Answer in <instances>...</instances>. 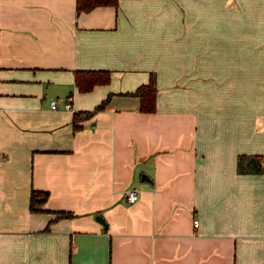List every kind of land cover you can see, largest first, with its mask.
Wrapping results in <instances>:
<instances>
[{
    "label": "crops",
    "instance_id": "0c3cea01",
    "mask_svg": "<svg viewBox=\"0 0 264 264\" xmlns=\"http://www.w3.org/2000/svg\"><path fill=\"white\" fill-rule=\"evenodd\" d=\"M263 157L264 0H0V264H264Z\"/></svg>",
    "mask_w": 264,
    "mask_h": 264
},
{
    "label": "trees",
    "instance_id": "16d2710c",
    "mask_svg": "<svg viewBox=\"0 0 264 264\" xmlns=\"http://www.w3.org/2000/svg\"><path fill=\"white\" fill-rule=\"evenodd\" d=\"M117 0H75L76 11H88L97 5H116ZM110 80V72L105 69H78L74 73V83L79 91H88L92 89L95 84L108 83ZM129 94L136 95L139 99V108L142 111H152L155 108L156 98V86L153 77H150L149 81L142 83L135 88V90L129 92ZM110 94L97 103L93 109L78 111L74 113L73 125L78 126L77 121L86 118L93 114L96 110L105 107L109 101ZM253 168L258 166V159L254 158L251 161ZM258 169V167H257ZM48 196V191L31 189L29 195V209L36 211L40 210L41 205L45 202ZM60 215H72V212L61 211Z\"/></svg>",
    "mask_w": 264,
    "mask_h": 264
},
{
    "label": "built area",
    "instance_id": "2783aa9c",
    "mask_svg": "<svg viewBox=\"0 0 264 264\" xmlns=\"http://www.w3.org/2000/svg\"><path fill=\"white\" fill-rule=\"evenodd\" d=\"M61 100H63V102H64V103H63V108H64V109H71L72 104H71L69 98L64 100L63 98L53 97V98H51V100H50V107H51V108H57V103H58L59 101H61ZM262 163H263V165H264V157L262 158ZM137 197H138V191H137L136 188H130V189H128V190L126 191V198H127V200H128L129 202H133V201H135V200L137 199ZM193 225H194V226H197V225H198V219H194V220H193Z\"/></svg>",
    "mask_w": 264,
    "mask_h": 264
},
{
    "label": "water",
    "instance_id": "95a60500",
    "mask_svg": "<svg viewBox=\"0 0 264 264\" xmlns=\"http://www.w3.org/2000/svg\"><path fill=\"white\" fill-rule=\"evenodd\" d=\"M94 217H95L96 220H98L100 223H102L104 226H106V222L104 221L102 216L96 214Z\"/></svg>",
    "mask_w": 264,
    "mask_h": 264
}]
</instances>
